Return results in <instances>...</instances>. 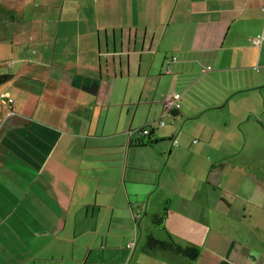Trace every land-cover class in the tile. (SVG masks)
Segmentation results:
<instances>
[{
	"label": "crops",
	"instance_id": "obj_1",
	"mask_svg": "<svg viewBox=\"0 0 264 264\" xmlns=\"http://www.w3.org/2000/svg\"><path fill=\"white\" fill-rule=\"evenodd\" d=\"M0 74V264H264V0H0Z\"/></svg>",
	"mask_w": 264,
	"mask_h": 264
},
{
	"label": "trees",
	"instance_id": "obj_2",
	"mask_svg": "<svg viewBox=\"0 0 264 264\" xmlns=\"http://www.w3.org/2000/svg\"><path fill=\"white\" fill-rule=\"evenodd\" d=\"M10 77L9 74H0V85L4 83ZM179 109V108H178ZM178 109H171L173 114H175ZM153 126V125H152ZM151 126V127H152ZM143 129V128H142ZM145 129V128H144ZM152 128L148 129V134L146 136H150L152 134ZM141 131V130H140ZM143 131V130H142ZM139 145H143L144 143H138ZM146 144V143H145ZM162 217H154V223H159ZM143 250L146 253H152L155 251H164L169 252L173 255L181 256L186 258L187 260H195L199 254V250L193 246H181L179 244L174 243L171 240H160L152 236L151 234L147 236Z\"/></svg>",
	"mask_w": 264,
	"mask_h": 264
},
{
	"label": "built area",
	"instance_id": "obj_3",
	"mask_svg": "<svg viewBox=\"0 0 264 264\" xmlns=\"http://www.w3.org/2000/svg\"><path fill=\"white\" fill-rule=\"evenodd\" d=\"M210 67L206 66L202 68V72H205L207 70H209ZM0 99H4L6 101V103H8L9 105L13 102V99L10 97H7L5 95V93H0ZM164 107L166 110H171V109H178L181 106V95L179 93H171L169 95H167L164 98ZM153 123H150L149 126H152ZM160 125H163V122H160ZM142 134L146 135L148 134V129L145 128L142 131ZM133 246V243H130L128 245L129 248H131Z\"/></svg>",
	"mask_w": 264,
	"mask_h": 264
},
{
	"label": "rangeland",
	"instance_id": "obj_4",
	"mask_svg": "<svg viewBox=\"0 0 264 264\" xmlns=\"http://www.w3.org/2000/svg\"><path fill=\"white\" fill-rule=\"evenodd\" d=\"M3 65V64H2ZM149 225V228H151V227H153V226H155L153 223H152V221H151V224H148ZM145 238L143 237V239H142V244H144L145 242ZM141 244V245H142ZM159 251V250H158Z\"/></svg>",
	"mask_w": 264,
	"mask_h": 264
}]
</instances>
